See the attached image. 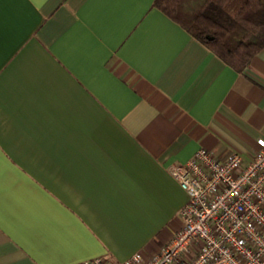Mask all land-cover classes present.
Returning a JSON list of instances; mask_svg holds the SVG:
<instances>
[{"label": "crops", "instance_id": "obj_1", "mask_svg": "<svg viewBox=\"0 0 264 264\" xmlns=\"http://www.w3.org/2000/svg\"><path fill=\"white\" fill-rule=\"evenodd\" d=\"M153 3L0 0V264L154 253L168 167L264 136V46L236 70Z\"/></svg>", "mask_w": 264, "mask_h": 264}, {"label": "built area", "instance_id": "obj_2", "mask_svg": "<svg viewBox=\"0 0 264 264\" xmlns=\"http://www.w3.org/2000/svg\"><path fill=\"white\" fill-rule=\"evenodd\" d=\"M168 172L187 196L172 237L149 255L135 251L118 262L99 255L77 264H264V136L249 159L199 147Z\"/></svg>", "mask_w": 264, "mask_h": 264}, {"label": "trees", "instance_id": "obj_3", "mask_svg": "<svg viewBox=\"0 0 264 264\" xmlns=\"http://www.w3.org/2000/svg\"><path fill=\"white\" fill-rule=\"evenodd\" d=\"M153 4L236 70L264 46V0H154Z\"/></svg>", "mask_w": 264, "mask_h": 264}]
</instances>
